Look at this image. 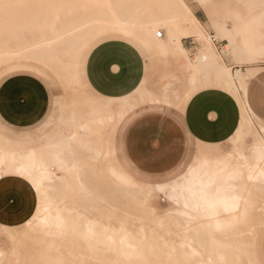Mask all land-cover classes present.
<instances>
[{"label":"rangeland","instance_id":"1","mask_svg":"<svg viewBox=\"0 0 264 264\" xmlns=\"http://www.w3.org/2000/svg\"><path fill=\"white\" fill-rule=\"evenodd\" d=\"M74 1L77 0H19L18 2L17 0H0V59L5 60L0 62V83L6 80L12 85L14 76L24 74L32 78L34 76L38 79L41 77L44 80L45 85L56 94L51 98L55 104V112L58 114L57 122L55 120L53 125L49 127L47 138H65L74 132L79 139L81 138L82 142L79 143L80 140L73 137L72 146H70L69 151L65 152V155L68 163H74L73 171L77 170L76 172L80 173L85 183L90 185L91 188H95V191L91 194L92 198L86 197L80 192L79 182L71 172L59 171L56 166H52L51 171L59 173L61 177L52 184L45 186L47 194L54 198L53 200L60 206L65 216L73 214L72 217L79 219L77 222L79 224L72 223L70 226L59 230L60 236H54L43 234L36 229L34 221L30 220L25 223V219L29 220L31 218L40 196L33 193L30 214L20 219L14 216L4 217L5 219L0 218V223H4L8 228L5 226L0 227V248L5 251L0 264H115L118 257L111 251L96 247L90 248L88 241L78 236L82 232L84 221H94L97 226L108 227V229L111 228L115 231L123 227L132 234H136V230L140 226L153 231L156 228L153 219L163 215L165 209L162 206L167 204V198L162 193L151 192L148 202H143V196H145L143 190L135 193L141 197L136 199L137 201H134L135 194L131 198V195L126 196L122 193L123 191H120L122 195L118 192L120 189L119 184L109 172V166L113 165L117 169L130 173L133 180H136L139 185L145 180L158 182L167 170L174 168L183 159H188L193 155L201 156L203 151L209 152L208 147L212 145L208 144L207 146L206 143L193 138L186 129H184V135L180 124L183 122L184 108L190 98L200 90L218 86L214 85L213 80L211 81L212 78H207L204 79V86H200L201 88L190 89L187 73L175 62L171 53L164 49L160 50L161 48L155 40L157 37L154 35H151L148 41L143 42L136 32L126 33L125 37H113L107 31H100L86 38L81 46L76 49L73 63L67 64V69L62 68L57 63H47V61L42 60L38 51V53L36 52L33 56H30L31 52L40 47L43 36L45 38L49 36V28L45 26L47 21L57 19L56 23L58 24L59 16L56 15L60 10L61 5L59 4H63V7L66 6L70 10L73 5L79 3L75 2L74 4ZM81 2L85 6L78 7L79 5H76V10L79 9V11H76V14L74 12L71 15L69 14L70 17H73L72 19L74 17L81 18L93 12L91 1ZM185 2L203 24L204 34L209 37L210 34H213L216 37L217 43L212 42L213 48L223 56L226 65L230 67V71L234 75L236 74L234 71L236 68L246 72L247 68L264 64V59L245 64L235 62L232 57L227 55L226 49L229 41L217 35L216 29L210 21V18H214L221 24L224 22L230 26L237 24L242 27L246 26L249 42L254 45L264 44V2L257 3L251 12L245 13L239 22L232 16L234 10H243V4L239 0H207L205 7H202V4L197 0H185ZM56 10L57 13L54 12ZM137 12L144 18L147 16L153 18L152 14L158 18L157 15L160 12L168 13L176 21V26L170 23V28L177 34L179 31H183V34L180 32L183 35L180 41L188 50L189 60L195 61L196 52L202 43L195 36L187 37L186 33L184 36L187 26L186 21L178 12L174 11L168 2L164 0H142L139 2ZM164 23H159L156 25L158 27H155L157 31L163 32L161 38L167 36ZM111 39L124 40L136 47L144 58V77L140 85L130 94L120 98L99 100V95L96 92L91 91V94L93 93V96L97 98L89 95L79 81L78 76L79 74L82 75L81 72L90 51L99 43ZM24 42L25 46L22 45ZM67 58L69 57L63 55L61 57L63 62H67L69 60ZM256 70L255 68L251 69L253 75L250 78L255 76ZM249 79L245 87L246 93ZM165 83L167 84L166 90H164ZM189 90L190 92H188ZM238 90L241 98L245 99L246 93L244 96L243 89L239 87ZM78 92L79 96H77ZM188 93L191 94L188 95ZM149 94L161 101H169L170 105L165 107V110H160L149 101ZM184 97H186V101ZM182 102L184 105L181 104ZM168 112H173L175 115L177 124L175 125L174 122V128L177 129L178 126L179 134L185 136V143L179 139L175 141L177 144L183 142L185 144L184 149L174 151V153L170 151L168 134L172 130L151 125L143 129L140 144H132L124 138V158L122 159V148L116 140L120 136L118 131L121 133L127 131L130 139L132 131L133 135H136L137 129L135 128L141 119L160 123L167 117ZM98 113L105 116L106 119L97 131L85 135L81 129H75L79 121L85 122L93 116H100ZM108 115L111 116L107 117ZM250 121L253 131L247 129L238 138H235V134H233L229 140L216 145L217 149L213 152H227L235 155L237 148H248L251 145L254 131L264 140V132L260 127H264V121L255 118V116L251 117V115ZM83 140L89 141L87 142L88 146L83 144ZM39 145L42 146V142L36 144L37 148H40ZM96 145H99L101 151L98 155L94 153V146ZM143 149H145V152H142ZM154 152H158L157 154L161 156H151ZM144 156L149 158L145 159ZM167 156L169 159H173L168 163L173 164L175 160L176 163L162 171L161 163L164 162L163 159ZM134 159L136 161L133 164ZM231 161H234V159ZM147 166L151 167L148 168ZM124 195L126 199L122 197ZM253 202L259 215L253 217L252 222H237L230 227L232 229L215 234L217 238L215 243L223 245L220 248L224 249L223 257L213 258L212 261L215 264H264V239L257 241L249 239L254 234L255 229L264 228V197H255ZM146 203L150 207L143 209L142 207L147 206ZM156 232L158 230L154 231V233ZM181 233L182 226L171 225L161 235L167 238L166 243L177 244L176 238ZM204 242L211 243L208 239H205ZM229 244H235V246H229ZM230 249L235 250L230 251ZM206 264L213 263L209 261Z\"/></svg>","mask_w":264,"mask_h":264},{"label":"bare ground","instance_id":"2","mask_svg":"<svg viewBox=\"0 0 264 264\" xmlns=\"http://www.w3.org/2000/svg\"><path fill=\"white\" fill-rule=\"evenodd\" d=\"M81 1L87 2V0L74 1V4L75 2L79 3L73 5L70 10L66 6L63 7V4H59L61 5L60 10L56 15L59 16L58 24L56 23L57 19L47 21L45 26L49 28V36L46 38L43 36L40 47L31 52L30 56L38 51L42 60L47 61V63H57L62 68L67 69V64L73 63L76 49L81 46L86 38L100 31L136 32L144 42L148 41L151 35H154L157 37L155 40L161 48L160 50L164 49L171 53L175 62L180 67H185L190 89L204 86V79L212 78L211 81L213 80L214 85L226 89L239 101L241 120L234 133L235 138L240 137L247 129L253 131L250 114L244 106L238 90L240 87L243 89V94L246 93V83L253 75L251 71L253 67L247 68L246 72L236 68L234 75L230 71V67L226 65L223 56L214 50L210 37L204 34L203 24L185 0L164 1L168 2L174 11L178 12L186 21L184 36L185 33L187 37L195 36L202 43L196 52L194 62L189 60L188 50L180 41L181 36H183L180 34L181 31L177 34L170 28L171 24L176 26V21L168 13L160 12L157 15L158 18L154 14H152L153 18L151 16L144 18L137 12L139 2L142 0H88L92 2L93 12L90 15L85 14L86 16L81 18L74 17L72 19L73 17L70 15L73 12L76 14V5H79L78 7L85 6ZM197 1L204 7L205 2H207V0ZM239 1L243 4V10L232 12V16L237 22L241 20L246 10L254 7L257 3L264 2V0ZM54 12L57 13V10ZM210 21L215 27L217 35L229 41L226 49L227 55L238 64L254 62L245 54L238 43L239 24L235 26H230L224 22L221 24L214 18H210ZM163 22H165L163 25L166 28L165 33H167L165 38L158 37V31L155 29L158 27L157 24ZM181 33L183 34V31ZM22 45L25 46V42ZM10 52L12 53V51ZM62 55L69 57L67 58L69 60L63 62ZM9 59L11 58L9 57ZM3 60V58L0 59V62ZM190 94L188 93V95ZM148 96L149 101L160 110H165V107L170 105L169 101L162 103L150 94ZM181 104L184 105L183 102ZM100 113L98 114L100 115ZM105 119L106 117L102 115L93 116L88 121H79L75 129L79 128L87 135L97 131ZM260 127L264 132V127ZM74 135L75 132L70 133L65 138H47L40 148L26 146L20 150L18 147L12 149L0 145V179L10 175L25 178L32 192L40 195L31 218L25 219L24 222L34 221L36 229L46 235L60 236L59 230L62 228L70 226L72 223L79 224L77 223L79 219L72 217L73 214L65 216L60 206L53 200L54 198L47 194L45 186L52 184L61 177L59 173L51 171L52 166H56L59 171L71 172L79 182L80 192L86 197L92 198L91 194L95 191V188L93 189L85 183L80 173L76 172L77 170L73 171L74 163L67 162L65 152L69 151L70 146H72L73 137H77L78 140L81 139ZM84 142L83 144L88 146L87 142L89 141ZM262 144H264V140L254 131L251 145L248 148H237L235 155L227 152L215 153L213 151L217 149L216 145H210L208 147L209 152L203 151L201 156L193 155L188 159H183L174 168L167 170L160 181L145 180L141 185L133 180L130 173L110 165L109 172L120 186L118 192L123 191V194L131 195V198L137 191L143 190L145 192L143 202H148L151 192H159L158 189L162 186L166 187L167 193H162L167 198V204L162 206L165 211L163 215L153 219L156 226L153 231L140 226L136 230L137 233L132 234L123 227L115 231L111 228L108 229V227L97 226L94 221L85 220L82 232L78 236L87 240L90 248L96 247L111 251L118 257L115 264H206L209 261L215 264L212 261L213 258L224 255V249L220 248L223 245L215 243L217 240L215 234L232 229L230 227L237 222H252V218L259 215L253 198L264 197V149L261 147ZM94 153L96 155L101 153L99 145L94 146ZM232 159L234 161H231ZM125 195L122 197L126 199ZM134 198L135 201L141 197L135 194ZM146 204L147 206L142 207L143 209L150 207L148 203ZM171 225L182 226V233L176 238L177 244L166 243L167 238L161 235ZM4 226V223H0L1 228ZM157 230L158 232L154 233ZM205 239L210 240L211 243H205ZM249 239L263 240L264 228L255 229L254 234ZM229 246H235V244H229ZM4 253L5 251L0 248V262L3 260Z\"/></svg>","mask_w":264,"mask_h":264},{"label":"crops","instance_id":"3","mask_svg":"<svg viewBox=\"0 0 264 264\" xmlns=\"http://www.w3.org/2000/svg\"><path fill=\"white\" fill-rule=\"evenodd\" d=\"M252 9L253 7L246 10L243 16ZM110 33L113 37H125L126 35V32L122 31H109ZM248 35L246 26L238 25L237 40L245 54L254 61L264 59V44L250 43ZM252 67L257 69V72L249 79L243 102L251 117L255 116L264 121V114H262L264 113V64ZM182 69L186 72L185 67ZM144 70V58L136 47L124 40L111 39L99 43L90 51L81 72L82 75L79 74L78 79L92 97L95 96L91 94V91L99 95V100L120 98L130 94L140 85ZM12 81V85L6 80L0 83V145L12 149L18 147L20 150L26 146L37 148L36 144L39 142H42V145L45 143L49 136V127L55 120L56 122L58 120L55 104L51 98L56 94L45 85L41 77L32 78L24 74L14 76ZM166 85L165 83L164 90L167 89ZM79 95L78 92L77 96ZM152 97L162 103L168 102ZM240 120L239 101L222 88L209 87L198 91L190 98L184 108L183 122L180 126L184 135V129H186L193 138L203 143L219 145L229 140L235 133ZM174 122L176 125L175 115L169 112L160 123L141 119L135 128L137 129L136 135H133L132 131L130 139L127 131L126 133L118 131L120 136L116 140L122 148V159L124 158V138L132 144H140L143 129L151 125L161 129H171L172 132L168 134L170 151L174 153V151L183 150L185 136L179 134L178 126L177 129L174 128ZM176 139L184 143L177 144ZM142 152H145V149ZM157 153L154 152L151 156H156ZM163 160L162 171L176 163V160L173 164L168 163L171 160L168 156ZM135 161L136 159L132 163L134 164ZM32 199L33 192L25 178L10 175L0 179L1 219L13 216L18 219L26 217L32 210Z\"/></svg>","mask_w":264,"mask_h":264},{"label":"built area","instance_id":"4","mask_svg":"<svg viewBox=\"0 0 264 264\" xmlns=\"http://www.w3.org/2000/svg\"><path fill=\"white\" fill-rule=\"evenodd\" d=\"M157 36H158V37L163 36V32H162V31H158V32H157ZM210 39H211V41H212L213 43H217V39H216V37H215L213 34H210Z\"/></svg>","mask_w":264,"mask_h":264},{"label":"snow or ice","instance_id":"5","mask_svg":"<svg viewBox=\"0 0 264 264\" xmlns=\"http://www.w3.org/2000/svg\"><path fill=\"white\" fill-rule=\"evenodd\" d=\"M262 114H264V113H262ZM261 147H262V149H264V144H262ZM158 191L166 194L168 189L166 187L162 186L160 189H158Z\"/></svg>","mask_w":264,"mask_h":264}]
</instances>
